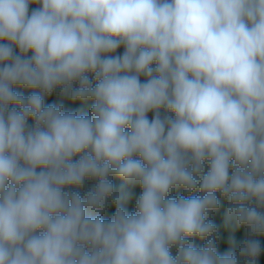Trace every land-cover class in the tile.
I'll return each mask as SVG.
<instances>
[{"label": "clouds", "instance_id": "obj_1", "mask_svg": "<svg viewBox=\"0 0 264 264\" xmlns=\"http://www.w3.org/2000/svg\"><path fill=\"white\" fill-rule=\"evenodd\" d=\"M261 234L264 0H0V264H257Z\"/></svg>", "mask_w": 264, "mask_h": 264}, {"label": "trees", "instance_id": "obj_2", "mask_svg": "<svg viewBox=\"0 0 264 264\" xmlns=\"http://www.w3.org/2000/svg\"><path fill=\"white\" fill-rule=\"evenodd\" d=\"M37 7H39V5L31 4L29 6V9L31 11L32 9H35ZM15 51L17 53H19V49H15ZM123 51H124V48H123V46H121L117 50V54H122ZM89 75H90V78H93L92 74H89ZM145 79H146L145 77H141V81L142 82ZM15 90L17 92H19V93H22L25 96L30 95L31 92L33 91L32 89L24 88L22 86H16ZM61 103L64 105L66 110L82 111L83 113L90 115L93 101L92 100H87V101L75 100V101H73L70 97L62 95L60 93L59 89H57L52 94H50V95L45 97V104L46 105H48V104H61ZM148 115H149V119H152L153 114L149 113ZM33 123L34 122L30 119L29 120V124L31 125ZM112 180H113V183L116 186L117 190H119L120 186L125 183L119 177H112ZM95 183H96V181H94L92 179H88V180L85 181V184H84L83 187L78 188V189L74 188L73 190L79 191L81 193V195H84L87 191L92 190L95 187ZM132 187H134V185ZM139 187H140V185H138V184L135 185V189L134 190H139L140 192L137 193V194H134L133 196H131V198L127 202L126 207H127L129 212L135 211L136 200L139 198V196H140V194L142 192V188L140 189ZM190 194L191 193H186L185 194L183 189H179V190H177V191L172 193V195H177V196L178 195H190ZM199 194L200 193H198L196 195H199ZM218 199H220V195L219 194H218ZM109 201H110V203H109ZM109 201H108V204H107L106 208L104 209V211L102 213V215H103V217L105 219L111 218V216L114 215L115 212H116V205L111 200H109ZM222 207L224 208V206H222ZM220 218H221V215H219L217 217L218 220H220ZM243 227L245 228V231H244L245 235H244L243 240H241L240 242H238V241L233 242V240H234L233 238H238V235H234L232 237L229 236V238L226 239L227 242H229V243L231 242L232 243L231 247H227V246L223 247V243L224 242L222 243L219 238L217 239V250H218V252L220 254L227 253L229 251V249L236 250L237 253H238L239 246L242 245V243L246 239L249 238V230H248L247 226L243 225ZM218 232H219V230H218ZM256 237H259V238H256V239H258L260 241L261 248H262L261 254L259 255V257H257V264H264V240H261V238H264V236L262 237L261 235H258ZM193 242L198 247H202L206 243L205 240H202L199 237H194L193 238ZM220 247H222L223 250L222 249L220 250ZM172 252H173V255H175L176 254V249L173 248ZM238 258L240 260V264H244V257H238Z\"/></svg>", "mask_w": 264, "mask_h": 264}, {"label": "rangeland", "instance_id": "obj_3", "mask_svg": "<svg viewBox=\"0 0 264 264\" xmlns=\"http://www.w3.org/2000/svg\"><path fill=\"white\" fill-rule=\"evenodd\" d=\"M139 185V184H138ZM133 185H125V190L128 191L129 193H131V196H133L134 194L139 193V190H134L135 189V185L134 187H132ZM132 188V189H131ZM141 189V187H139ZM135 192V193H134ZM186 194V192H184ZM199 193V189H197L195 192L191 193L190 195H196ZM220 207L215 210L214 212H212L210 214V219L217 225V228L219 230L218 232V238L221 240V242L223 243V247H231L232 243L227 242L226 239L234 235H238V238H233V242H240L241 240H243L244 238V231L245 228L243 227V225L239 226V227H235L231 224H227L226 223V214H227V209L229 207V201L224 198L223 196H220ZM110 203V201H109ZM224 206V208L222 207ZM221 215L220 220L217 219V217ZM261 236L263 237L264 235L261 234ZM255 238H259V237H255ZM261 240H264V238H261ZM235 247V246H234ZM223 250L222 247H220V250ZM231 249H229L230 251Z\"/></svg>", "mask_w": 264, "mask_h": 264}]
</instances>
